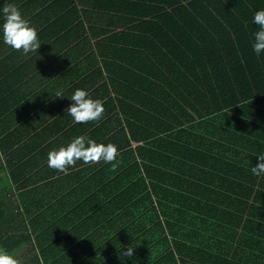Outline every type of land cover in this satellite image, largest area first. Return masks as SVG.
<instances>
[{
    "label": "trees",
    "instance_id": "1",
    "mask_svg": "<svg viewBox=\"0 0 264 264\" xmlns=\"http://www.w3.org/2000/svg\"><path fill=\"white\" fill-rule=\"evenodd\" d=\"M0 250L19 264H264V0H0ZM76 89L99 121L66 114ZM61 92L60 97L55 93ZM85 136L116 168L48 167ZM131 258H121L128 246Z\"/></svg>",
    "mask_w": 264,
    "mask_h": 264
},
{
    "label": "clouds",
    "instance_id": "2",
    "mask_svg": "<svg viewBox=\"0 0 264 264\" xmlns=\"http://www.w3.org/2000/svg\"><path fill=\"white\" fill-rule=\"evenodd\" d=\"M4 22L2 30L3 42L13 50L21 51L22 54L36 53L40 47L37 31L30 23L22 17L20 10L14 4H6L3 9ZM253 23L258 26V30L253 33V51L259 56L264 51V10L256 11L253 15ZM56 97L61 96V92L55 93ZM74 104L66 109L76 124H84L91 121H99L104 113L101 100L89 98L85 90L76 89L71 96ZM118 149L116 145L109 143L104 145L88 139L85 136L74 138L66 147L59 150L50 151L47 155V164L57 172L68 174L69 167H75L77 161L84 164H99L104 162L111 164L112 169L116 168ZM258 163L251 168L253 175L264 174V154L257 157ZM133 256V247L130 245L121 253V258ZM0 264H19V261L6 250H0Z\"/></svg>",
    "mask_w": 264,
    "mask_h": 264
},
{
    "label": "crops",
    "instance_id": "3",
    "mask_svg": "<svg viewBox=\"0 0 264 264\" xmlns=\"http://www.w3.org/2000/svg\"><path fill=\"white\" fill-rule=\"evenodd\" d=\"M110 1H112V0H110Z\"/></svg>",
    "mask_w": 264,
    "mask_h": 264
}]
</instances>
